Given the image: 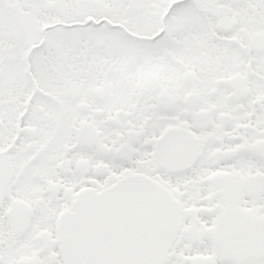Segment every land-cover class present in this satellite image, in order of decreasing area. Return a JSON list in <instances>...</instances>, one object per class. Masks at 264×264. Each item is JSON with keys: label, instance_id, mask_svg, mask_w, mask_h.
Returning <instances> with one entry per match:
<instances>
[{"label": "snow or ice", "instance_id": "6c2138e0", "mask_svg": "<svg viewBox=\"0 0 264 264\" xmlns=\"http://www.w3.org/2000/svg\"><path fill=\"white\" fill-rule=\"evenodd\" d=\"M0 264H264V0H0Z\"/></svg>", "mask_w": 264, "mask_h": 264}]
</instances>
